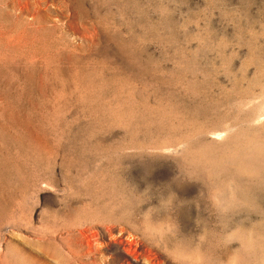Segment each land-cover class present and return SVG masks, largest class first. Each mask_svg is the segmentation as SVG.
Masks as SVG:
<instances>
[{"label":"rangeland","instance_id":"obj_1","mask_svg":"<svg viewBox=\"0 0 264 264\" xmlns=\"http://www.w3.org/2000/svg\"><path fill=\"white\" fill-rule=\"evenodd\" d=\"M127 263L264 264V0H0V264Z\"/></svg>","mask_w":264,"mask_h":264},{"label":"bare ground","instance_id":"obj_2","mask_svg":"<svg viewBox=\"0 0 264 264\" xmlns=\"http://www.w3.org/2000/svg\"><path fill=\"white\" fill-rule=\"evenodd\" d=\"M104 228H105V227H104ZM107 229H109V228H107ZM107 229H106V230H107ZM110 229H112V228H110ZM110 229H109V230H110ZM119 229H121V228H119ZM104 230H105V229H104ZM120 231H121V230H120ZM107 232H108V231H107ZM110 232H112V231H110ZM110 232H109V234H110V236H111L112 234H111ZM112 233H113V232H112ZM120 233L122 234V232H120ZM120 233L118 234L119 236H120ZM115 234H116V233H115ZM95 235H96V234H95ZM130 235H131V234H130ZM97 236H98V235H97ZM105 236H107V235L105 234ZM125 236H126V235H125ZM133 236H134V234H133ZM108 237H109V236H108ZM116 237H117V236H116ZM116 237H115V238H116ZM121 237L123 238L122 235H121ZM137 237H138V236H137ZM112 238H113V237H112ZM117 238L119 239V237H117ZM129 238H131V237H129ZM132 238H133V237H132ZM118 239H117V240H118ZM127 239H128V238H127ZM95 240H96V239H95ZM97 240H99V238H98ZM109 240H110V239H109ZM114 240H116V239H114ZM121 240H122V239H121ZM121 240H120V241H121ZM125 240H126V238H125ZM132 240H133V239H132ZM134 240H136V239H134ZM139 240H140V238H139ZM110 241H111V240H110ZM120 241H119V242H120ZM128 241H129V240H128ZM114 242L117 243V241H114ZM114 242H113V243H114ZM126 242H127V241H126ZM126 242H125V243H126ZM131 242H132V241H131ZM142 242H143V241H142ZM102 243H103V242H102ZM120 243H122V242H120ZM125 243H124V245H125ZM47 244H48V243H47ZM105 244H106V242H105ZM105 244H104V245H105ZM108 244H109V242H108ZM108 244H107V246H108ZM126 244H127V243H126ZM128 244H130V242H128ZM135 244H136V242H135ZM140 244H141V243H140ZM142 244H143V243H142ZM101 245H102V244H101ZM112 245H113V244H112ZM118 245H119V244H118ZM131 245H132V244H131ZM121 246H122V245H121ZM129 246H130V245H129ZM133 246H134V245H133ZM136 246H138V245H136ZM105 247H106V246H105ZM119 247H120V246H119ZM140 247H142V246H140ZM114 248H115V247H114ZM125 248H126V247H124V250H125ZM131 248H132V247H131ZM131 248L129 247V250H131ZM137 248H138V247H137ZM119 249H120V248H119ZM122 249H123V248H122ZM134 249H135V248H134ZM138 249H139V248H138ZM141 249H142V248H141ZM124 250H123V251H124ZM126 250H127V248H126ZM136 250H137V249H136ZM143 250H144V249H143ZM146 250H147V249H146ZM133 251L135 252V250H133ZM133 251H130V252L133 253ZM150 251H151V250H150ZM119 252H120V251H119ZM127 252H128V251H127ZM127 252H126V253H127ZM138 252H139V251H138ZM132 253H130V254H132ZM144 253H145V252H144ZM127 254H129V253H127ZM130 254H129V256H130ZM134 254H136V252H135ZM142 254H143V253H142ZM148 254H150V252H149ZM148 254H146V255H148ZM159 254H160V253H159ZM137 255H139V254H137ZM71 256H72V255H71ZM132 256H133V254H132ZM134 256L136 257V255H134ZM141 256H143V255H141ZM144 256H145V254H144ZM148 256H149V255H148ZM148 256H146V257L148 258ZM150 256H151V255H150ZM152 256H153V255H152ZM154 256H156V255L154 254ZM126 257H127V256H126ZM146 257H145V258H146ZM156 257H157V256H156ZM174 257H175V256H174ZM132 258H134V257H132ZM136 258H137V257H136ZM136 258H135V259H136ZM157 258H158V257H157ZM157 258H156V259H157ZM135 259H134V260H135ZM151 259H152V257H151ZM158 259H160V258H158ZM136 260H137V259H136ZM139 260H140V259H139ZM144 260H146V259H144ZM148 260H149V258H148ZM146 261H147V260H146ZM157 261H158V260H157ZM132 262H133V261H132ZM144 262H145V261H144ZM149 262H150V260H149ZM160 262H161V261H160ZM187 262H189V261H187ZM191 262H192V261H191ZM137 263H138V262H137ZM146 263H147V262H146ZM146 263H145V264H146ZM152 263H153V261H152ZM155 263H156V262H155ZM155 263H154V264H155ZM196 263H197V262H196ZM127 264H128V263H127ZM157 264H159V263H157ZM160 264H161V263H160Z\"/></svg>","mask_w":264,"mask_h":264}]
</instances>
